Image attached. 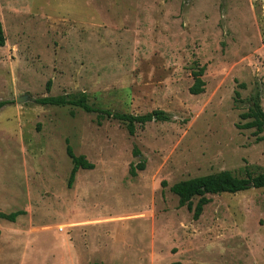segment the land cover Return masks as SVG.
Returning <instances> with one entry per match:
<instances>
[{
    "label": "rangeland",
    "instance_id": "rangeland-1",
    "mask_svg": "<svg viewBox=\"0 0 264 264\" xmlns=\"http://www.w3.org/2000/svg\"><path fill=\"white\" fill-rule=\"evenodd\" d=\"M0 23V101L11 103L0 110V208L25 212L0 220V264H264V189L207 195L198 219V198L189 210L170 192L264 172V140L240 128L256 94L264 111V0H0ZM199 68L204 92L192 95ZM79 93L171 120L130 135L121 121L35 103ZM66 141L94 165L71 188Z\"/></svg>",
    "mask_w": 264,
    "mask_h": 264
},
{
    "label": "trees",
    "instance_id": "trees-1",
    "mask_svg": "<svg viewBox=\"0 0 264 264\" xmlns=\"http://www.w3.org/2000/svg\"><path fill=\"white\" fill-rule=\"evenodd\" d=\"M5 43L6 37L2 24L0 23V48H3ZM203 72V68H199L196 72H193L194 81L193 85L189 89V92L192 95H199L204 92L205 83L202 79ZM49 84L50 82L47 83L48 90ZM235 96L239 97V93L235 92ZM35 103L41 106L50 107H75L86 113L97 114L99 118L107 117L121 121L125 124L130 135L135 133L137 126H143L150 122H169L171 120L170 115L161 110H155L144 115H130L101 109L90 105L88 103L87 96L84 93L41 97L35 99ZM251 103L252 105L248 111L240 114V120L246 121L243 125H240V128L252 129L253 135L256 137V141H263L264 136L261 135L264 133V111L262 110L260 104V95L256 94L252 98ZM10 104L11 103L9 101H0V110ZM65 152L72 165L67 183L68 187L71 188L77 172L79 170H92L94 169V165L84 156L75 155L67 141ZM144 168L145 164L143 161L137 164L136 167L131 166L129 175L131 177H135L137 175V171H143ZM244 175V177L240 178L231 171H220L215 174L204 175L177 182L170 187V192L178 198L179 206H187L189 210L192 209L193 199L198 198L193 210L194 219H198L202 214L204 207L210 203V199L207 195H219L223 193L235 194L249 190L250 188L264 189V172H260L258 167H245ZM24 214V211H15L10 214L0 213V219L14 223L19 216Z\"/></svg>",
    "mask_w": 264,
    "mask_h": 264
},
{
    "label": "water",
    "instance_id": "water-1",
    "mask_svg": "<svg viewBox=\"0 0 264 264\" xmlns=\"http://www.w3.org/2000/svg\"><path fill=\"white\" fill-rule=\"evenodd\" d=\"M32 98L29 95H22L16 98V103L20 104V103H26L28 101H30Z\"/></svg>",
    "mask_w": 264,
    "mask_h": 264
},
{
    "label": "crops",
    "instance_id": "crops-1",
    "mask_svg": "<svg viewBox=\"0 0 264 264\" xmlns=\"http://www.w3.org/2000/svg\"><path fill=\"white\" fill-rule=\"evenodd\" d=\"M5 206L6 207H9V206H11V204H5ZM0 213H4V214H8V213H6L5 211L3 212V210L0 208ZM12 213V212H11ZM10 214V213H9ZM1 220V219H0ZM8 222V221H7ZM1 232V234H0V240H1V237H2V235L4 234V232H3V230L2 231H0Z\"/></svg>",
    "mask_w": 264,
    "mask_h": 264
}]
</instances>
